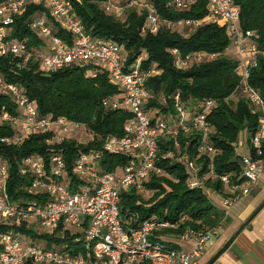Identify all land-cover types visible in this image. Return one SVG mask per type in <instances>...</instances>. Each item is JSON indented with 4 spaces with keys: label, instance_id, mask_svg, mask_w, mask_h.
Segmentation results:
<instances>
[{
    "label": "built area",
    "instance_id": "1",
    "mask_svg": "<svg viewBox=\"0 0 264 264\" xmlns=\"http://www.w3.org/2000/svg\"><path fill=\"white\" fill-rule=\"evenodd\" d=\"M196 0H171L177 10H187ZM42 6L26 21V25L42 41L30 43L26 37L13 36L16 18L28 7ZM102 11L117 20H124L129 12L145 13L140 27L141 35L156 34L159 30L181 33L189 37L202 25L214 23L224 27L230 38L231 57L237 62L238 84L226 100L241 97L248 99L251 113L258 114L257 129L250 137V153L241 155L242 169L233 180L231 175L216 174L210 166L208 173L198 174L195 160L187 154L178 155L190 174L189 187L204 188L207 180H219L227 196H222L224 215L227 208L242 196L249 195L264 171V98L248 81L250 69L264 58L258 35L240 26L239 7L235 0H208V11L201 18L172 20L159 15L147 0H101ZM57 28L66 37L56 35ZM169 53L174 67L186 70L220 56L221 52L206 50L182 54L172 47ZM0 56L10 57L14 72L36 65V71L49 75L70 66L88 67L87 74L105 73L108 82L119 90L118 95H108L102 105L129 114L123 124V135L108 136L102 148H91L74 159L72 176L81 182L71 188V176L59 147L65 139L90 141L94 135L84 124L65 116L41 115L25 89L7 81L0 74V94L8 95L15 104V111H0V123L12 129V134L0 139L7 145H20L33 134H50L46 151L47 162L40 154H31L20 160L18 172L29 179L24 191L30 195L13 198L7 190L9 164L0 158V264H200L205 245L216 234L220 224L208 229H187L180 238L192 240L189 251H184L151 239L152 232L171 226L151 216L134 227L120 216V194L130 186L140 189L141 181L150 173L162 174L158 162V141L167 138L179 153V134L195 131L200 135L197 158L207 153L212 157L217 150L208 143L212 127L207 115L216 105L215 99H205L193 109L181 104L179 92L173 95L174 114L159 107L148 106L152 98L147 86L149 76L160 70L155 65L143 67L148 53L141 48L131 54L112 38L94 36L75 14L69 0H0ZM162 100H165L164 98ZM86 135L81 139L82 135ZM79 136V137H78ZM238 142V147H240ZM104 152L121 154L127 163L119 171L104 170L101 159ZM171 156L169 152L166 156ZM32 219L36 222L31 224ZM13 226L31 228H58L67 242L48 243L43 237L28 236ZM66 238V237H65ZM42 239V240H39Z\"/></svg>",
    "mask_w": 264,
    "mask_h": 264
},
{
    "label": "trees",
    "instance_id": "2",
    "mask_svg": "<svg viewBox=\"0 0 264 264\" xmlns=\"http://www.w3.org/2000/svg\"><path fill=\"white\" fill-rule=\"evenodd\" d=\"M75 14L81 19L85 28L99 38H112L123 45L131 54L144 48L148 59L143 67L153 64L160 70L157 75L149 76L147 86L152 98L148 106L159 107L165 113L174 114L173 95L179 92L181 104L185 108L193 109L205 99H215L216 105L207 115L212 127L208 136V143L217 152L210 157L204 153L197 158V148L200 135L195 131L179 134V153L173 146L171 139L163 138L158 141V162L156 165L162 174L150 173L141 181V188L130 186L120 194V216L131 226H138L151 216H156L160 222H168L173 227H161L152 232L151 239L162 234L181 236L187 229L199 230L218 226L226 221L224 212L217 208L200 187H189L190 174L178 155L187 154L189 159L195 160L198 174L208 173L212 166L216 174L228 173L235 180L241 173V155L237 152L239 134L246 131L247 142L257 129L258 114L251 113L248 99L239 96L236 101L226 100L238 84L236 75L237 62L231 57L230 38L224 27L214 23L205 24L197 28L189 37L181 33L159 30L156 34L141 35L140 27L144 23L146 14L129 12L124 20H117L105 14L101 7V0H69ZM160 16L172 20L180 18H201L208 11V0H196L189 9L177 10L170 5L171 0H147ZM239 7L240 26L243 30H253L258 35L260 48H264V0H235ZM44 10L42 6L28 7L27 11L16 18L13 36L26 37L30 43L39 45L42 41L26 25V21L35 10ZM56 35L65 38L64 30L57 28ZM176 47L182 54L196 50L221 52L216 59L203 62L179 70L174 67L169 49ZM88 67L70 66L61 68L49 75L36 71V65L14 72L10 57L0 56V74L4 78L23 87L29 98L35 102L41 115L65 116L80 122L91 131L94 138L82 142L76 138H68L54 144L62 151L66 171L71 176V188L75 189L81 182L72 176L71 169L74 159L79 153L91 148H102L108 136H122L123 124L129 117L122 110H113L102 105V99L108 95H118L119 90L108 82L103 72L89 75ZM249 84L257 89L264 98V58L259 56L257 64L250 69ZM165 100H162V99ZM4 108L15 111V104L8 95L0 94V111ZM9 125L0 123V139L11 135ZM50 134H33L20 145H7L0 141V158L9 164L7 190L11 197L18 195L30 196L24 191L29 179L18 172V163L31 154H40L47 162L46 153L50 146L46 139ZM171 152V156H166ZM252 157H256L253 149L249 148ZM127 163V157L121 154L104 152L101 165L107 171H119ZM204 186L214 192L227 196L219 180H207ZM150 193L145 198L144 194ZM255 212L249 217L247 223ZM0 229L4 230L2 226ZM20 229L28 236L44 237L46 242L62 243L69 241L68 231L64 232V239L58 234V228L53 229L51 236L38 235L32 228L24 226ZM54 235H57L56 237ZM66 237V238H65ZM67 239V240H66ZM162 242V241H160ZM70 243V241H69ZM165 244L164 242H162ZM172 247V246H171ZM24 264H31L29 261Z\"/></svg>",
    "mask_w": 264,
    "mask_h": 264
},
{
    "label": "crops",
    "instance_id": "3",
    "mask_svg": "<svg viewBox=\"0 0 264 264\" xmlns=\"http://www.w3.org/2000/svg\"><path fill=\"white\" fill-rule=\"evenodd\" d=\"M244 142L247 154V137ZM216 194L222 198L221 194ZM215 206L223 209L222 205ZM256 209L257 212L247 223ZM226 212L227 220L218 229L222 231L216 232V237L207 242L199 258L200 264H264V171L251 193L234 201ZM155 240L184 251H189L193 245L192 240L173 234H160Z\"/></svg>",
    "mask_w": 264,
    "mask_h": 264
},
{
    "label": "rangeland",
    "instance_id": "4",
    "mask_svg": "<svg viewBox=\"0 0 264 264\" xmlns=\"http://www.w3.org/2000/svg\"><path fill=\"white\" fill-rule=\"evenodd\" d=\"M79 137V136H78ZM86 137V135H82L81 136V139L82 138H85ZM246 137V131H241L240 132V134H239V141L238 142H240L241 144V146L240 147H237V152L239 153V154H244V153H246V147H243L244 145H245V142H244V138ZM203 191L205 192V194L208 196V198H209V200L212 202V203H214V205L216 204L218 207L220 206V205H222L221 204V199L217 196V194L216 193H214L213 192V190L211 189V188H208V187H206V186H204V188H203ZM149 195H150V193H145L144 194V197L145 198H147V197H149ZM225 221V220H224ZM224 221H222V223L224 222ZM36 222V220L35 219H32V222H31V224H33V223H35ZM32 229H33V231L36 233V234H38V235H49V236H51V234H52V231H51V229H49V228H37V227H35V226H32L31 227ZM221 231L222 230H218L217 231V233H221ZM56 237L57 235H54L53 234V237ZM216 237V234H214L213 236H212V239H214ZM44 238V237H43ZM45 239V238H44ZM39 240H42V239H39Z\"/></svg>",
    "mask_w": 264,
    "mask_h": 264
}]
</instances>
